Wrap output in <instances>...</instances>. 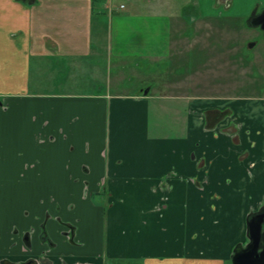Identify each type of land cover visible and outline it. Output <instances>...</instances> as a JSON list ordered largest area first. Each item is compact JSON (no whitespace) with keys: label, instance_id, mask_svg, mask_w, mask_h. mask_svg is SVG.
I'll return each instance as SVG.
<instances>
[{"label":"crops","instance_id":"obj_1","mask_svg":"<svg viewBox=\"0 0 264 264\" xmlns=\"http://www.w3.org/2000/svg\"><path fill=\"white\" fill-rule=\"evenodd\" d=\"M233 2L112 0L115 56L212 50V33L169 36L162 20L210 27ZM98 3L0 0V264H225L264 196V100L195 97L186 77L169 96L144 80L106 90L97 73L114 51ZM87 67L89 82L69 83Z\"/></svg>","mask_w":264,"mask_h":264},{"label":"rangeland","instance_id":"obj_2","mask_svg":"<svg viewBox=\"0 0 264 264\" xmlns=\"http://www.w3.org/2000/svg\"><path fill=\"white\" fill-rule=\"evenodd\" d=\"M97 1L99 2L97 6L100 3L106 5L102 9L106 14L97 16L94 20L104 18L108 46L111 45L112 51H114L111 58L101 57L100 68L97 73L106 90L108 89L107 82H110L109 91L132 93L144 80L145 85H151L152 93L158 95L167 93L169 96L171 92L174 93V90L171 87L168 88L167 85L174 78L186 77V81L194 85L188 92L195 97L200 96L215 100L220 96L255 95L264 100V33L259 28L249 27L243 18L248 8L254 5L255 0H234L232 8L229 11H223L220 19H218V13L215 11L209 12L210 15H215L208 20L209 23H212L210 27L201 24L196 25L195 28L194 25L187 24L182 30H179L178 26L174 24V19L173 21L168 20V18L163 19V29L169 36H176L179 33L191 36L194 31H197L202 35L201 38L205 39L204 34L207 36L212 33L213 40L208 42L209 47L212 46V50H208V48L192 50L185 46L180 48L179 52H173L165 48L158 63L154 64L147 59L140 65H136L134 60H128L123 64L122 61L125 60L123 55L115 56L117 49L124 48L120 28L121 22L118 20L121 11L117 13L119 15L116 13L110 15L112 0ZM258 1L257 11L264 6V0ZM113 3L117 6L119 3H124V0H113ZM114 9L116 12V8ZM166 10H169V13L172 11V9ZM110 16H112L111 19H109ZM217 22H224V28ZM98 32L99 27L96 28L94 24L93 35L96 36ZM250 43L253 45L250 46ZM173 54L176 55L173 56ZM84 70L85 72H76L73 68L66 77L69 83L76 87V83L89 82L96 75L90 74L93 70L89 67L84 68ZM99 85L101 84H98L96 88ZM150 109L151 113H155L154 103H151ZM261 110L264 117V108ZM225 264H229V261L226 260Z\"/></svg>","mask_w":264,"mask_h":264},{"label":"flooded vegetation","instance_id":"obj_3","mask_svg":"<svg viewBox=\"0 0 264 264\" xmlns=\"http://www.w3.org/2000/svg\"><path fill=\"white\" fill-rule=\"evenodd\" d=\"M262 9L252 12L245 19L249 27L259 28L261 32L263 30L257 25H251L250 21ZM241 227L242 238L233 244L228 256L229 264H233V258L238 264H264V196L254 201L252 207L244 214ZM72 232L70 228V237ZM25 238L27 240L28 235Z\"/></svg>","mask_w":264,"mask_h":264},{"label":"water","instance_id":"obj_4","mask_svg":"<svg viewBox=\"0 0 264 264\" xmlns=\"http://www.w3.org/2000/svg\"><path fill=\"white\" fill-rule=\"evenodd\" d=\"M251 25H257L259 26L263 32H264V8L262 9V11L257 14L256 16H254L251 21H250ZM253 45V43H250V46ZM147 92V89L144 90V94ZM233 264H238L237 262H235L234 258L232 260Z\"/></svg>","mask_w":264,"mask_h":264}]
</instances>
